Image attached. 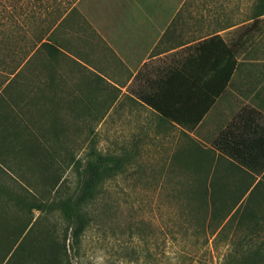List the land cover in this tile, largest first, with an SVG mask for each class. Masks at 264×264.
Wrapping results in <instances>:
<instances>
[{"label":"crops","instance_id":"0c3cea01","mask_svg":"<svg viewBox=\"0 0 264 264\" xmlns=\"http://www.w3.org/2000/svg\"><path fill=\"white\" fill-rule=\"evenodd\" d=\"M198 1L77 0L26 27L15 14L8 33L4 19L0 123L150 133L189 164L200 147L218 157L264 142V58Z\"/></svg>","mask_w":264,"mask_h":264},{"label":"rangeland","instance_id":"374dc122","mask_svg":"<svg viewBox=\"0 0 264 264\" xmlns=\"http://www.w3.org/2000/svg\"><path fill=\"white\" fill-rule=\"evenodd\" d=\"M20 3L0 0V23L5 19L7 33L15 14L26 27L31 17L45 12L21 14ZM257 3L199 0L198 7L199 11L207 7L215 29L230 25L231 39L243 38L246 49L264 58V15L256 24L252 18ZM10 113L7 108V115ZM5 120L0 123V143L4 140L19 147L20 138L10 139L7 134L23 131V137L33 141L39 137L44 146L66 147L81 160L80 164L68 160L58 171L64 180L61 195L71 194L79 186L82 167L92 148L124 159L86 205L85 230L78 238L69 234L64 255L67 264H222L231 258L235 244L243 237L233 225L214 233L204 212L196 211L197 201L188 197L194 175L189 163L175 159L172 139L154 141L150 133L142 139L138 133L135 140L136 133L110 131V125L96 132H55L41 130L42 126L37 121L31 124L28 116H22L21 126L13 117ZM18 147L0 155V215L10 217L3 219L4 225L12 227L38 218L32 235L55 230L62 239L69 219L61 208H23L10 199L8 190L20 193L31 189L39 196L54 193L37 157Z\"/></svg>","mask_w":264,"mask_h":264},{"label":"trees","instance_id":"16d2710c","mask_svg":"<svg viewBox=\"0 0 264 264\" xmlns=\"http://www.w3.org/2000/svg\"><path fill=\"white\" fill-rule=\"evenodd\" d=\"M76 1L21 0L20 12L32 11L37 14L50 10L61 15ZM262 15L264 0H258L252 16L255 24ZM236 60L235 49L231 46L230 76ZM7 136L16 140L20 138L21 145L14 147V144L1 140L0 155L18 147L36 156L46 171L45 177L51 185V191L54 190L53 194L43 196L31 189L20 193L8 190L10 199L23 208H61L69 224L64 229L62 239L57 237L55 230H42L34 236L32 230L38 218L34 222L29 218L20 225L8 227L4 225V220L10 217L0 215V264H67L64 255L68 251L69 234L78 238L85 230L88 222L86 205L95 199L97 187L122 165L124 159L92 148L82 167L79 186L73 193L61 195L64 180L58 171L68 160L78 164L81 160L76 159L66 147L44 146L39 142V137L36 141L25 138L23 131L11 132ZM189 165L194 176L188 197L197 201L196 211L199 214L204 212L214 233L233 225L243 234L240 242L235 244L231 258L222 264H264V142L255 141L246 149L235 150L230 156L218 157L200 147ZM22 186L26 187L25 184Z\"/></svg>","mask_w":264,"mask_h":264}]
</instances>
